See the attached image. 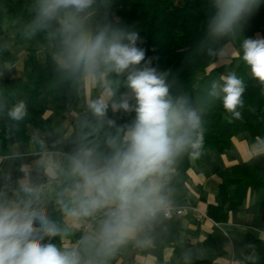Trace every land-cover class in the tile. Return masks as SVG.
<instances>
[{
    "label": "clouds",
    "instance_id": "obj_1",
    "mask_svg": "<svg viewBox=\"0 0 264 264\" xmlns=\"http://www.w3.org/2000/svg\"><path fill=\"white\" fill-rule=\"evenodd\" d=\"M94 0H39L31 24L33 32L58 26L55 60L69 76L82 74L92 83L103 82V95L88 107L99 127L114 129L106 136L107 152L82 147L59 158L45 153L37 161L50 181L57 182L55 203L65 216L79 222L99 216L96 230L86 234L77 247L61 250L44 240L63 231L43 207L44 188L20 181L15 199H0V264H102L114 246L150 227L166 208L163 190L176 157L191 150L197 157L204 143L202 107H193L186 96L173 98L167 73L158 72L139 46L136 31L108 26L93 32L86 21ZM261 0H214V14L207 20V39L236 38L241 22L260 6ZM242 60L253 78L264 85V38H245ZM212 54V49H208ZM240 56V53H237ZM126 77L130 91L120 100L106 78ZM213 82L208 95L219 98L230 113L229 122L242 119L245 83L235 73ZM113 112L135 113L131 125L118 126L107 116ZM14 121L26 115L23 101L7 113ZM147 243L148 241H143Z\"/></svg>",
    "mask_w": 264,
    "mask_h": 264
},
{
    "label": "trees",
    "instance_id": "obj_2",
    "mask_svg": "<svg viewBox=\"0 0 264 264\" xmlns=\"http://www.w3.org/2000/svg\"><path fill=\"white\" fill-rule=\"evenodd\" d=\"M38 3L39 0H0V146L3 148L8 146L14 130L23 134L28 127L53 131L59 123L57 119H45V113L51 112L59 118L80 99L77 81L84 76H69L59 69L55 60L59 37L52 33L58 25L53 23L49 29L35 32L31 29ZM213 4L214 0H94L86 21L93 32L105 26L138 32V43L146 50V59L151 60V66L158 72L167 73L170 95L173 98L186 96L193 107L203 108L204 143L199 156L205 152L223 154L231 149L233 138L239 136L264 144V85L252 77L241 58V44L245 38H264V0L241 22L236 38L208 40L206 27L208 18L214 14ZM228 44L234 45L236 56L220 64L219 53ZM22 52L25 57L20 71L16 77L4 79L6 67L14 55ZM40 54L42 61L38 59ZM230 73H235L245 83L244 104L239 109L242 119L232 122H229L231 114L223 109L222 101L208 95L212 83H223L221 76ZM106 79L111 82L115 98L120 100L126 93L130 98L126 77L110 74ZM105 86L98 82L97 88ZM20 101L26 105V115L21 121L11 120L7 113ZM107 116L118 126L131 125L135 121L134 112H113L111 105ZM110 132L114 129L107 125L99 127L88 109L75 124L73 133L53 149L64 155L93 146L97 151L107 152L105 140ZM199 156L193 157L189 150L175 158L173 191L184 185L189 161ZM248 194L254 205L264 210V167H259L255 159L234 166L227 177H221L216 204L208 206L207 217L216 224L225 223L230 212L242 207ZM64 216L54 200L50 218L64 234L48 239V243L59 246L62 240L70 237V230L63 224ZM180 231L179 224L175 223L158 240L160 247L174 245L173 262L180 259L186 264H214L223 255V244L218 238L208 236L200 254L179 242ZM241 250L244 260L238 264H264V241L248 234L242 240Z\"/></svg>",
    "mask_w": 264,
    "mask_h": 264
},
{
    "label": "crops",
    "instance_id": "obj_3",
    "mask_svg": "<svg viewBox=\"0 0 264 264\" xmlns=\"http://www.w3.org/2000/svg\"><path fill=\"white\" fill-rule=\"evenodd\" d=\"M256 37V39H261L260 36ZM225 49L229 51V59L236 56L234 49L229 45H226L220 53ZM17 63L18 61L15 62V73L12 78L16 77L20 71L21 65ZM10 66L9 64L6 67L5 73L2 75L4 79H9L5 77V74L11 68ZM78 81H81L79 88H77L80 99L76 106L67 110L59 118H56L51 112L45 113V119H57L59 123L53 131L46 132L28 127L27 132L23 134L20 130H14L11 133L8 146L6 148L0 146V199H15L19 182L26 181L44 188L43 207L46 208L49 216L52 214L55 195L54 191L49 194V185L55 189L57 182L49 180L43 169L38 168L37 161L42 159L45 153L57 154L61 159L67 156L55 151L53 147L73 133L75 124L89 109V103L96 100V97L105 90V88H97L98 82L92 83L85 78ZM101 84L105 86L103 82ZM113 98L118 101V98ZM111 103L110 101L109 105ZM252 159H255L259 167H264V144L258 140L253 142L245 136L235 137L232 140L231 149L223 154L205 152L198 158L191 159L187 171V180L176 191L172 190V179L175 175V168L172 165V170L166 178L162 193L166 204L180 207L188 202L207 217L208 206L216 204L221 177H227L231 168L247 163ZM97 217L99 219V216ZM86 219L73 222L64 216L63 224L70 230V237L62 240L61 245L57 247L61 250H71L78 246L77 241L79 239L81 240L86 234L94 232L98 219L87 232L83 233L82 225ZM175 223L179 224L181 230L178 236L179 242L187 245L189 250H195L201 254L202 243L208 236H214L222 242L223 255L214 264L243 262L241 243L248 234L264 241V210L257 208L253 198L248 194L242 207L230 212L227 221L223 224H216L208 217L198 219L189 213H185L181 217L174 216L170 220H164L159 213L150 227L114 246L109 253L102 257V264H186V261L180 259L173 262L175 255L173 244L160 247L158 243L161 234ZM145 240L148 242L144 243ZM44 243H48L47 238Z\"/></svg>",
    "mask_w": 264,
    "mask_h": 264
},
{
    "label": "built area",
    "instance_id": "obj_4",
    "mask_svg": "<svg viewBox=\"0 0 264 264\" xmlns=\"http://www.w3.org/2000/svg\"><path fill=\"white\" fill-rule=\"evenodd\" d=\"M185 213H189L192 216L197 217L198 219H206V215L200 213L195 207H193L190 203H185L184 205L180 207H176L174 205L166 204V208L164 211L161 212L162 218L164 220H170L172 217H181ZM98 217H93V218H87L85 222L82 225V232L85 233L87 232L93 223L97 221ZM80 239L77 241L79 243Z\"/></svg>",
    "mask_w": 264,
    "mask_h": 264
},
{
    "label": "rangeland",
    "instance_id": "obj_5",
    "mask_svg": "<svg viewBox=\"0 0 264 264\" xmlns=\"http://www.w3.org/2000/svg\"><path fill=\"white\" fill-rule=\"evenodd\" d=\"M257 37H255V39H256ZM229 46H231L233 49H234V51H235V47H234V45H231V44H228ZM229 51H228V49H225V50H223L221 53H220V55H219V58H221L220 59V63H222V64H224V63H226V62H228V60H230L229 58ZM235 55H236V51H235ZM24 57H25V53H20V54H18L17 56L16 55H14V59H13V61L11 62V68L10 69H8V71L6 72V74H5V77L6 78H9V79H11L12 78V75L15 73V62H17L18 61V63L17 64H20L21 65V62L23 61V59H24ZM38 59L40 60V61H42L43 60V56L40 54V55H38ZM80 83H81V81H78L77 82V88H79V85H80ZM220 84H222L221 82H219ZM104 93V92H103ZM103 93H101L98 97H96V99H99L102 95H103ZM113 100H114V98H112ZM116 100V99H115ZM111 102H112V100H110ZM109 101V102H110Z\"/></svg>",
    "mask_w": 264,
    "mask_h": 264
}]
</instances>
